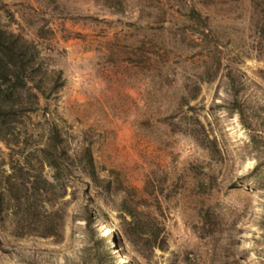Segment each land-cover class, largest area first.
Returning <instances> with one entry per match:
<instances>
[{
	"label": "rangeland",
	"instance_id": "374dc122",
	"mask_svg": "<svg viewBox=\"0 0 264 264\" xmlns=\"http://www.w3.org/2000/svg\"><path fill=\"white\" fill-rule=\"evenodd\" d=\"M0 29L35 56L0 264H264V0H0Z\"/></svg>",
	"mask_w": 264,
	"mask_h": 264
},
{
	"label": "trees",
	"instance_id": "16d2710c",
	"mask_svg": "<svg viewBox=\"0 0 264 264\" xmlns=\"http://www.w3.org/2000/svg\"><path fill=\"white\" fill-rule=\"evenodd\" d=\"M26 47V42L21 41L14 33L0 29V120L2 121L0 122V140L4 143L3 132L7 130L6 119L14 117L18 111L33 109V106H23L16 94V90L24 87L29 81L24 65L35 61L33 51L27 54V51L23 50ZM26 54L27 60L23 61ZM48 183L52 184V182Z\"/></svg>",
	"mask_w": 264,
	"mask_h": 264
},
{
	"label": "bare ground",
	"instance_id": "6f19581e",
	"mask_svg": "<svg viewBox=\"0 0 264 264\" xmlns=\"http://www.w3.org/2000/svg\"><path fill=\"white\" fill-rule=\"evenodd\" d=\"M112 234V230L110 227L105 226L101 231V237H110ZM108 244V243H107ZM108 249L112 252L116 249V246H114L113 240H110Z\"/></svg>",
	"mask_w": 264,
	"mask_h": 264
}]
</instances>
